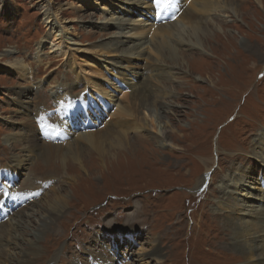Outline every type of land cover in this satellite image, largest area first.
<instances>
[{"label": "rangeland", "instance_id": "374dc122", "mask_svg": "<svg viewBox=\"0 0 264 264\" xmlns=\"http://www.w3.org/2000/svg\"><path fill=\"white\" fill-rule=\"evenodd\" d=\"M175 1L174 19L160 12L165 20L154 23L163 0H0V172L12 162L20 169L17 175L13 167L4 204L9 195H28L26 189L47 190L24 209L27 200L19 198L18 215L3 217L16 226L0 237L6 255L26 253L28 264L255 263L223 247L233 227L221 221L228 215L264 225V0H234L235 12L200 0L204 13L194 0ZM185 7L199 19L180 18ZM200 21L218 37H203L200 45L191 29ZM171 22L180 30L160 53L151 25ZM142 27L139 39L132 35ZM55 33L66 52L53 53ZM66 85L81 114L62 121L55 92ZM136 85L158 117L155 128V116L138 107ZM122 104L137 109L140 135L128 131L110 151L114 157L101 158L80 135L100 132L102 144L110 143L118 122L137 120L118 113ZM46 125L56 128L44 132ZM55 189L67 201L40 225ZM6 211L5 204L0 217Z\"/></svg>", "mask_w": 264, "mask_h": 264}, {"label": "bare ground", "instance_id": "6f19581e", "mask_svg": "<svg viewBox=\"0 0 264 264\" xmlns=\"http://www.w3.org/2000/svg\"><path fill=\"white\" fill-rule=\"evenodd\" d=\"M156 1H158V0H156ZM175 1V0H174ZM208 1H210V0H208ZM216 2H223V3H226L230 8H231V10L232 11H236V9H235V2H234V0H215ZM254 1H257L258 3H262V0H254ZM194 2V4H196L197 6H199V9L201 10V11H203V13H204V11H206L207 9H208V7H207V5H205V2H202V1H200V0H194L193 1ZM165 2H163V3H161V5L156 9V11L160 14V8L162 7V6H164L165 4H164ZM214 6H216V5H214ZM155 9V8H154ZM153 9V10H154ZM195 10V9H194ZM198 10V9H197ZM216 10H217V8H216ZM228 10V9H227ZM199 11V10H198ZM207 12V11H206ZM163 13H165L164 11H163ZM195 13H197V11L195 12ZM195 13H193L192 11H190L189 10V8H187V7H185L182 11H181V14L179 15V17L180 18H185L186 20L188 19V21H195V20H198L199 18V16L197 15V14H195ZM207 14V13H206ZM161 15V14H160ZM198 16V17H197ZM217 16V15H216ZM204 19V18H203ZM184 20V19H183ZM211 20V19H210ZM177 21V20H176ZM142 22V21H141ZM202 22L203 21H200V22H195V23H193V25L191 26V29H192V31H193V34L194 35H196L198 38H197V41H198V43L201 45V42H203L204 40H202L201 38H203V37H206L205 39H210V36H214V34H215V32H218L219 33V31H213V30H211V29H209V28H205V27H202V26H206V23L203 25L202 24ZM210 22V21H209ZM184 23H185V21H184ZM183 23V24H184ZM208 23V22H207ZM151 24H153V23H151ZM150 24V25H151ZM171 24H173L172 22L171 23H169V24H167V23H165V24H160V25H157V26H155V25H151L152 27H154L155 29H154V31H156V33H157V35H156V37L154 36V37H152V40L151 41H153V42H155V43H157V48L158 49H156V46H155V49H156V51H159L160 53H163L164 51H165V47L168 45V43H169V41L171 40V38L174 36V32L173 31H179L180 30V28H178L177 26H175V28H173V30H171L169 27H168V25H171ZM175 24V23H174ZM186 24V23H185ZM189 24H191V23H189ZM146 25V24H145ZM172 26V25H171ZM215 27V26H214ZM214 29H216V28H214ZM58 32V31H57ZM144 32H145V30H143V27L141 28V29H136L134 32H133V34L132 35H134V36H136L138 39L140 38V36L142 35V34H144ZM186 32V31H185ZM224 32V31H223ZM51 33V32H50ZM181 33V32H180ZM52 35V34H51ZM177 35V34H176ZM169 36H172L171 38H168ZM178 36V35H177ZM215 36H217L218 37V35H215ZM214 36V37H215ZM214 37H212V39H214ZM201 41V42H200ZM51 48L53 49V53L55 54V53H61V52H63V51H61V49L60 48H62L61 46H59L60 45V43H61V37L59 36V34H57V33H55L54 35H53V38L51 39ZM170 44V43H169ZM156 45V44H155ZM63 48H64V46H63ZM165 48V49H164ZM66 49V48H65ZM132 49H135V47L134 48H132ZM126 50V49H125ZM164 50V51H163ZM176 50H177V54H178V49L176 48ZM81 51V50H80ZM122 52H124L125 54H134L130 49H127L126 51H124V49L123 50H121ZM167 51V50H166ZM173 51H175V50H173ZM182 51V50H181ZM202 51V50H201ZM211 51H212V49H211ZM64 52H66V51H64ZM63 52V53H64ZM96 53H98V52H100L99 50L98 51H95ZM176 52V51H175ZM196 52H198V51H196ZM165 53V52H164ZM169 53H171V51L169 52ZM168 53V54H169ZM206 53V52H205ZM102 54V52H100V55ZM166 54V53H165ZM210 54V53H209ZM99 55V54H98ZM174 55V54H173ZM183 56V55H182ZM185 56V55H184ZM165 58V57H164ZM191 58V57H190ZM177 59V58H176ZM182 59V58H181ZM15 60V59H14ZM171 60V59H170ZM175 60V59H174ZM173 60V61H174ZM176 61V60H175ZM11 63V62H10ZM10 63H9V65H10ZM170 64V63H169ZM171 65V64H170ZM11 66H12V68L13 69H16V70H19V71H21V73H23L24 72V66L23 65H20V62L19 61H14V62H12L11 63ZM75 66V65H74ZM26 70V69H25ZM155 74V73H154ZM146 84V83H145ZM149 84V83H148ZM141 85V84H140ZM143 85V84H142ZM147 85V84H146ZM137 86V85H136ZM145 86V85H144ZM70 86H62V87H60V88H57V90H56V92H55V94H56V99H58V101H59V106H60V108H59V114H58V116H59V118L62 120V121H64L65 119V117H68L69 118V116L73 113V112H75V113H78V111H77V108H76V106L75 105H72V103L70 102V98H69V91H70ZM140 89V86H137V89H135V98H136V101L138 102V107H140L141 109H143V110H145V112H146V110H147V112H148V114L150 115V116H155V122H153L152 124H151V127L152 128H155V127H157L156 125V122L158 123V121L156 120L158 117L156 116V113L154 112V111H152L151 110V108L149 109V104L148 103H145V100H146V98H145V94L144 93H146V91H144V90H146V88H144V87H142V90L144 91V92H141L139 89ZM153 89H155V88H153ZM132 91V92H133ZM155 91V90H154ZM86 94H87V92H86ZM88 96H85V97H83V99L85 98V100L88 102V103H91V101H90V98H89V93L87 94ZM91 96V95H90ZM94 97V96H93ZM94 100H95V102L97 101V99L96 98H93ZM138 99V100H137ZM133 100H135V99H133ZM164 100V99H163ZM154 102V101H153ZM96 103H98V105L99 106H102L101 105V102L100 101H97ZM136 104V103H135ZM119 105V104H118ZM155 105V104H154ZM58 106V105H57ZM137 107V108H138ZM102 108V107H101ZM115 108H118L117 109V111H118V113L120 114V115H122V116H132L133 115V117H137L136 119L137 120H133L132 122L131 121H128L127 122V120H129V118L128 119H126V121H120V122H118L117 124H116V129L112 132V134L110 135L112 138L111 139H113V140H111L110 141V143H108V144H105V145H103L102 144V142H101V138H103L102 136H103V134L102 133H97V134H94V133H91V132H85V133H83L82 135H80V137L82 138V140H84L89 146H91L93 149H95L97 152H99V156H101V158H109V159H111V157H114V155L115 154H111V150H112V148H114L115 146H120V144H121V142H123V141H125V140H128L127 139V133H128V131H130V130H134L135 131V133L136 134H134V136L135 135H140V134H138L140 131H141V129H142V126H143V123L141 122V120L139 119V117H138V113H136L137 112V109H134L133 107H132V104L130 105L129 104V106H127V105H125V104H122V105H120L119 107H116L115 106ZM156 109V108H155ZM61 110H65V112L66 113H64V112H61ZM73 111V112H72ZM78 114H81V111L79 110V113ZM115 115V114H114ZM93 120V119H92ZM66 123V122H65ZM66 125V124H65ZM48 125H46V129L44 130V132H47V131H51V130H53V129H55L56 127H53V128H48L47 127ZM146 126V125H145ZM144 126V127H145ZM60 128V127H59ZM107 130V129H106ZM159 133H160V139H161V141H164V140H167V129H165L164 128V126H160L159 127ZM106 132V131H105ZM109 132V131H108ZM35 133V132H34ZM110 134V133H109ZM77 136V135H76ZM106 136H107V134H106ZM164 137L166 138V139H164ZM109 138V137H108ZM30 140H31V138H29ZM159 139V140H160ZM109 140V139H108ZM105 141V140H104ZM43 142V141H42ZM31 143V142H30ZM41 143V142H40ZM48 143V142H47ZM106 143V142H105ZM50 144H52V145H56L57 146V143H50ZM260 144V143H259ZM264 144V142H262V145ZM123 145V144H122ZM125 145V144H124ZM164 145V144H163ZM262 145H261V147H262ZM34 146V145H33ZM86 146V145H85ZM126 146H130V145H127L126 144ZM44 147V146H43ZM49 147V146H48ZM50 147H52V146H50ZM49 147V148H50ZM104 147V148H103ZM123 147V146H122ZM28 148V147H27ZM124 148H126V147H124ZM127 148H129V147H127ZM258 149V148H257ZM75 151V150H74ZM80 151V150H79ZM52 151H50V152H47L46 151V155H47V158H50L51 157V153ZM76 152H78V151H76ZM79 153V152H78ZM58 154V153H57ZM56 154V155H57ZM61 154H63V153H61ZM77 154V153H76ZM75 153H74V155H75V157H77L78 158V156L76 155ZM111 154V155H110ZM65 155V154H64ZM73 155V154H72ZM63 159H65V158H63ZM114 159V158H113ZM76 160V159H75ZM77 161V160H76ZM80 162V161H79ZM14 162H12L10 165H9V167L8 168H6L5 170H3V172H0V180H3V181H6V183H7V187L6 188H3V191L2 192H0V207H2V212H3V207H5V204H6V208L8 209V211H6V212H4V213H6V214H4L3 216H1L0 217V237L2 236V237H10L9 235H11V233H13L12 231H14L15 230V228H16V226H13V225H11V223H9V221H8V218H10V220H12L13 218L12 217H10L12 214H13V216H15V215H18V213H19V211L21 210V208L22 209H24V208H26V207H29V206H31V205H33L34 203H32V202H34V201H31V202H29L30 201V198L32 197V196H37V195H39V193L41 192L42 194H41V196L42 195H44L45 193H46V189L45 188H43V186H41V187H37L36 189H34V190H29V189H26V190H24V191H28V195H26V196H20L19 195V198L21 199V200H23V202L25 201V200H27V205L26 206H24V207H21V208H19V209H17L18 208V203H19V198L17 197V196H15V195H9V198H8V201L10 202V203H7L6 201H5V204H4V196L7 194L6 192H7V189H9V188H11V187H13L12 185H11V182L14 180L13 179V176L16 174L14 171H13V167L15 168V170L17 171V175L19 174V172L18 171H20V169H17V167H16V165H14L13 164ZM117 164V163H116ZM12 167V168H11ZM243 175H244V173L243 172H240L239 174H238V176H239V180H238V177L236 178V180L237 181H240L241 179H242V177H243ZM234 176V175H233ZM237 176V175H236ZM231 177V176H230ZM230 177H229V179H230ZM233 182H236V181H234L233 180ZM10 185V186H9ZM224 187H226V186H224ZM0 188H2V186L0 185ZM53 189V188H52ZM54 192L56 191V192H58L55 196H54V198H51V200H50V198H48L49 199V201H47L46 202V208L44 209V213L42 214V216H40V215H38V217L40 216V221H39V224L41 225V224H47V221H50L52 218H53V216L55 215V213H57V212H60V209L65 205V203H66V201H67V198H65V196H63L60 192H59V189H55V190H53ZM52 191V192H53ZM23 192V191H22ZM24 193V195L27 193V192H23ZM17 194H20V193H17ZM40 196V197H41ZM46 196V195H45ZM44 197V196H43ZM47 197V196H46ZM224 198V197H223ZM41 199H43V198H41ZM45 199V198H44ZM229 199V198H228ZM232 199H233V197H232ZM263 199V198H262ZM234 201H236V198L235 199H233ZM36 201V200H35ZM226 205H228L227 203H226ZM15 207L16 209L15 210H12V209H10L11 207ZM44 208V207H43ZM260 208V207H259ZM39 210V209H38ZM1 211V210H0ZM13 212V213H12ZM39 212H40V210H39ZM24 214V213H23ZM28 214V213H27ZM31 214V213H30ZM38 214V213H37ZM246 215L245 216H247V215H249V214H251V213H245ZM258 214H260V215H263L264 216V212L262 213V212H260V213H258ZM257 214V215H258ZM29 215V214H28ZM5 216H8V218L6 219V220H3V217H5ZM32 216V215H31ZM227 216V219L224 221V223L221 221V223L225 226V225H227V223H229V221H230V225L233 227L232 229H233V233H232V235L230 236V238H229V240H230V242H225L224 244H225V246H223L224 248L226 247V248H232V251H235L236 253H238L240 256H242L243 258H244V261H247L248 262V260L250 261V262H254L255 261V263H246V264H259L258 263V261H260V263H262V264H264V258H263V256H264V241L263 242H261V243H258V237H262V238H264V225H262V224H258V225H255V224H251V223H249V220L248 221H245V220H243L242 218H238V220H234V221H232V219H229V217H228V215H226ZM29 217V216H28ZM261 218V217H260ZM15 219V218H14ZM25 220H27V217L26 218H24ZM39 219V218H38ZM262 219H264V217H262ZM35 220V219H34ZM33 220V221H34ZM55 220V219H54ZM20 221V220H19ZM11 222V221H10ZM28 222V221H27ZM262 222H264V221H262ZM25 223V222H24ZM29 223V222H28ZM19 224V226L21 225L20 223H18ZM28 225V224H27ZM42 225V226H43ZM23 226H24V224H23ZM41 226V227H42ZM25 227V226H24ZM40 227V226H39ZM38 227V228H39ZM44 228V227H43ZM50 228V227H49ZM21 229H23V228H21ZM37 230V229H36ZM39 230H41V229H39ZM38 230V231H39ZM44 230V229H43ZM37 231V232H38ZM256 234H258V235H256ZM220 235H222V233L220 234ZM250 235H251V237H250ZM257 238H256V237ZM6 237V238H7ZM248 237V238H247ZM94 239V238H93ZM31 241V240H30ZM1 243V242H0ZM96 243V242H95ZM24 245V244H23ZM29 245H31V244H29ZM96 245H97V243H96ZM28 246V245H27ZM34 246V245H33ZM222 247V246H221ZM24 248V247H23ZM97 248V247H96ZM34 249H36V248H34ZM33 249V250H34ZM24 250H25V248H24ZM27 250V249H26ZM30 250V249H29ZM221 250H223V249H221ZM3 251H5V246L4 247H2L1 249H0V253H1V256H2V260H1V262H0V264L2 263V264H7V261L8 262H10L11 264H28V256H26V258H23L22 256L23 255H25L26 253H23V252H18V253H16V256L13 258V257H11L10 256V254L8 255H6L5 254V252H3ZM157 252V249H155V250H153L152 249V251L150 252V254H145L144 256H143V258L146 256V257H148L149 255L151 256V254L152 253H156ZM31 253H33V252H31ZM88 253H91V252H89V250H88ZM93 253H95V251H93ZM232 253H234V252H232ZM27 254H29L28 252H27ZM34 254V253H33ZM30 258V257H29ZM87 259V258H86ZM240 259V258H239ZM98 260V259H97ZM85 262V264H88V263H86V261H84ZM96 263V262H95ZM100 263H101V261H100ZM91 264V263H90Z\"/></svg>", "mask_w": 264, "mask_h": 264}, {"label": "snow or ice", "instance_id": "6c2138e0", "mask_svg": "<svg viewBox=\"0 0 264 264\" xmlns=\"http://www.w3.org/2000/svg\"><path fill=\"white\" fill-rule=\"evenodd\" d=\"M3 191V189H0V192H2Z\"/></svg>", "mask_w": 264, "mask_h": 264}]
</instances>
